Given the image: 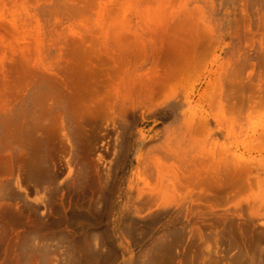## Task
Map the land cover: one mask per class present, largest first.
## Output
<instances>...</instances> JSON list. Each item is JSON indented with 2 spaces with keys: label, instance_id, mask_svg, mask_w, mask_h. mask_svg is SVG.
Here are the masks:
<instances>
[{
  "label": "rangeland",
  "instance_id": "obj_1",
  "mask_svg": "<svg viewBox=\"0 0 264 264\" xmlns=\"http://www.w3.org/2000/svg\"><path fill=\"white\" fill-rule=\"evenodd\" d=\"M0 193V264H264V0H0Z\"/></svg>",
  "mask_w": 264,
  "mask_h": 264
},
{
  "label": "bare ground",
  "instance_id": "obj_2",
  "mask_svg": "<svg viewBox=\"0 0 264 264\" xmlns=\"http://www.w3.org/2000/svg\"><path fill=\"white\" fill-rule=\"evenodd\" d=\"M25 98L21 100V117H25L26 115V109L24 110L25 107ZM57 105V103L54 104V106ZM60 107L58 106L56 109H59ZM62 113H63V119L65 121H68V116L65 112V110L61 107ZM54 111L53 107L50 108V115ZM27 117V116H26ZM34 116L32 115L30 120H27L26 122H22V127H24L25 132H30V129H26L28 125L31 126V128H34ZM218 169H216L217 172V183H222L223 180L222 178L225 177L224 172L226 171V164L225 161L223 160L220 162ZM236 183H232V185H235ZM222 188V187H221ZM165 191L163 192L164 198H170L171 196L169 195V191L167 190V187L164 189ZM1 194V193H0ZM141 196V194H139ZM191 198V197H190ZM188 202L186 198L182 199V202L180 201L176 206L172 208H168L166 211H162L156 218L152 219L151 221H147V225H156L160 223L162 220V217H169V220L161 226V232H160V244L162 246H166V250H169L173 252L179 244L181 243V239L183 237L184 231L188 227V220H187V215L186 212L184 211L185 209L187 210ZM260 207H262L261 203H258ZM246 231H248L247 228H245ZM243 232V229L239 227L236 231V236H234L233 239H231V246L236 247L240 251V258L243 256L245 250H247V245L245 243V240L241 237V233ZM240 238V240H238ZM239 260V258H238ZM44 264V262H43ZM190 264V263H188Z\"/></svg>",
  "mask_w": 264,
  "mask_h": 264
}]
</instances>
